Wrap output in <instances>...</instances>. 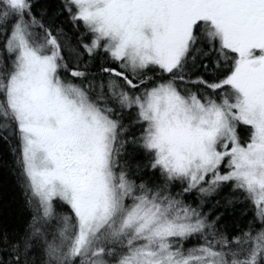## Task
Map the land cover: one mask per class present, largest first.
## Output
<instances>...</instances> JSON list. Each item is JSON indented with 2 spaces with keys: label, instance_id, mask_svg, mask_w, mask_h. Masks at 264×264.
<instances>
[{
  "label": "snow or ice",
  "instance_id": "obj_1",
  "mask_svg": "<svg viewBox=\"0 0 264 264\" xmlns=\"http://www.w3.org/2000/svg\"><path fill=\"white\" fill-rule=\"evenodd\" d=\"M0 143V264H264V0H0Z\"/></svg>",
  "mask_w": 264,
  "mask_h": 264
},
{
  "label": "trees",
  "instance_id": "obj_2",
  "mask_svg": "<svg viewBox=\"0 0 264 264\" xmlns=\"http://www.w3.org/2000/svg\"><path fill=\"white\" fill-rule=\"evenodd\" d=\"M45 2L46 0H40V3ZM13 167V157L8 146L0 143V218L6 220L9 227L21 225L27 219L23 194L11 171ZM226 191L227 189H225ZM245 206L249 209L247 217H241L239 215L240 205L235 206L236 212L233 215L236 217V221L234 225H231L233 228L236 225L244 228L248 220L253 218L254 207L251 204H246ZM256 227H259V224Z\"/></svg>",
  "mask_w": 264,
  "mask_h": 264
}]
</instances>
